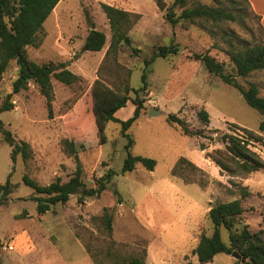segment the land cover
Listing matches in <instances>:
<instances>
[{"label": "rangeland", "instance_id": "obj_1", "mask_svg": "<svg viewBox=\"0 0 264 264\" xmlns=\"http://www.w3.org/2000/svg\"><path fill=\"white\" fill-rule=\"evenodd\" d=\"M174 0H62L39 34L41 46L29 47L28 55L38 64H64L80 80L66 85L52 79L54 98L52 112L39 87L30 83L27 90L13 94V110L0 119L17 142H27L30 159L17 156L0 133V187L10 178V193L0 191V264H112L115 255L144 256L145 264L197 263L193 250L203 233L212 234L208 213L219 203L241 199L243 190L250 195L243 200V221L250 231L264 229V170L249 175H230L206 157L208 152L224 149L219 141L225 134L244 138L264 136L259 131L261 115L247 105L236 88L211 74L194 55L208 54L222 63L228 74H234L229 52L254 47L264 41L259 19L248 8H238L232 0L222 5L237 16L236 21L194 23L181 20L173 25L167 19ZM139 15L129 31L132 46H120L109 52L112 33L102 5ZM163 4L164 9H160ZM216 6L213 0H190L187 8ZM180 15L182 10L174 9ZM88 18L97 30L107 36L101 52H84L90 32ZM178 46L177 56L158 58L151 65L148 89L138 97L144 102L140 119L127 132L134 144V156L157 161L154 171L142 165L122 174L128 156V138L121 125L109 123L106 141L94 149L71 155L65 140L68 125L77 141L92 143L97 134L90 120L93 90L103 84L126 94L130 101L117 112L122 121L136 110L132 102L142 84L145 60H150L160 46ZM18 68L12 62L0 81V107L10 94ZM248 88L255 84L264 98V71L238 78ZM100 82V83H99ZM151 109L160 114L151 116ZM205 110L209 125L199 118ZM175 114L193 129L203 130L207 138L187 137L180 127L168 122ZM88 115V116H87ZM256 139V138H255ZM251 140V149L264 161V145ZM205 150L201 151L200 146ZM186 158L199 167H190L174 176L179 161ZM78 166L83 170L87 188L110 170L116 173L107 190L99 197L79 203L80 194L72 195L66 204H58L40 215L33 200V188L24 177L40 186L60 179L68 182ZM112 218V229L107 217ZM23 217V218H20ZM229 245V235L222 230ZM245 264V260L218 254L208 264Z\"/></svg>", "mask_w": 264, "mask_h": 264}, {"label": "trees", "instance_id": "obj_2", "mask_svg": "<svg viewBox=\"0 0 264 264\" xmlns=\"http://www.w3.org/2000/svg\"><path fill=\"white\" fill-rule=\"evenodd\" d=\"M61 1L0 0V81L12 62H15L18 68L17 78L12 85V94L8 96L6 103L0 107V115L3 112L13 110L12 95L27 90L30 83H34L39 87L42 95L47 100L49 112L51 113L54 98L52 79L56 78L66 85H72L80 80L76 74L66 69L64 64L53 62L38 64L31 60L27 52L29 47L38 48L41 46L39 34ZM189 1L174 0L171 14H167V19L171 24L176 25L181 20L191 23L199 20L202 23L212 24L237 20V16L222 5L223 0H213L216 4L215 7L199 5L194 8H187ZM232 4L238 8H248L254 14L249 0H232ZM102 8L109 20L112 33L109 52L117 50L122 45L131 47L133 42L129 36V31L136 24L139 15L108 4H103ZM175 8L182 10L180 15L175 14ZM256 17L260 21V28L264 31L261 17ZM88 25L90 32L83 45V51L101 52L106 45L107 36L103 31L97 30L95 23L90 21L89 18ZM179 51V47L175 45L160 46L155 49L152 59L145 60V69L141 77L143 86L139 90L135 89L134 92L137 97L132 101L136 106V110L134 115L127 121L118 119L116 114L126 107L131 100L129 97L130 89L126 87V94H122L103 84L96 85L93 90L94 112L92 117L87 116L95 124L97 136L90 144L77 141L72 136L73 132L68 125L69 138L65 140L67 151L71 155L77 156L82 152L94 149L101 142L104 143L107 127L109 123L113 122L121 125L123 137L129 140L126 145L128 156L124 161L122 174L133 172L139 164L148 171H154L157 166L156 160L134 156L129 151L134 142L127 132L140 119L144 102L138 95L148 89V76L151 72V65L158 58L177 56ZM229 55L234 64L235 73L233 75L226 73L224 65L208 54L194 55V58L203 62L207 70L219 77L225 84L239 90L247 105L261 115L262 121L259 131L264 136V98L260 96L257 85L250 84L248 88H244L238 81V78L245 79L254 72L264 71V41L254 47L232 50ZM199 118L204 125H209L210 116L207 111L201 110ZM167 120L170 124L180 127L187 137L207 138L203 130L191 128L185 120L175 114H170ZM0 133L4 142L12 148L11 158L13 162L16 161L17 156H21L24 160L30 159L32 155L30 145L24 141L17 142L12 133L5 128L1 119ZM249 135L250 138H244L237 134H225L219 141L224 145V149H215L208 152L206 157L214 162L222 172L230 175H249L264 170V161L251 149L252 139L256 138L255 140L263 142V145L264 140L261 136L254 137L252 133H249ZM200 150H205L204 145L200 146ZM186 167H190L194 171H200L194 163L182 158L173 171L174 176L181 174ZM114 176H116V173L110 170L98 180L96 188H87L83 182V170L81 166H78L74 176L66 183L58 179L49 186H40L27 176L24 177V183L33 188L36 195L33 200L37 203V211L40 215H44L51 211L54 206L66 204L72 195L80 194L79 203H83L86 198L101 196L107 190ZM10 187V178H8L6 185L0 187V191L3 192L4 196L10 193ZM249 195L250 193L247 190H243L241 199L219 203L211 208L208 218L212 224V234L203 233L201 235L197 247L193 250V255L197 257L198 262L193 263L190 261L187 264H208L213 262L218 254L223 253L227 255L237 253L241 259L245 260V264H264V229L254 233L243 221L246 212L243 200ZM107 218V224L111 230L112 218L110 216ZM222 230H226L229 235V245H226L223 241ZM112 264H145V255L131 257L115 255Z\"/></svg>", "mask_w": 264, "mask_h": 264}, {"label": "crops", "instance_id": "obj_3", "mask_svg": "<svg viewBox=\"0 0 264 264\" xmlns=\"http://www.w3.org/2000/svg\"><path fill=\"white\" fill-rule=\"evenodd\" d=\"M255 15L261 17V24L264 27V0H249Z\"/></svg>", "mask_w": 264, "mask_h": 264}, {"label": "water", "instance_id": "obj_4", "mask_svg": "<svg viewBox=\"0 0 264 264\" xmlns=\"http://www.w3.org/2000/svg\"><path fill=\"white\" fill-rule=\"evenodd\" d=\"M164 6H165V5L161 4V5H160V9L163 10V9H164ZM160 113H161L160 111H156V110H154V109H151V111H150L149 114H150L151 116H154V115H156V114H160ZM233 257L237 258L238 260L241 259V257H240L237 253H234V254H233Z\"/></svg>", "mask_w": 264, "mask_h": 264}]
</instances>
